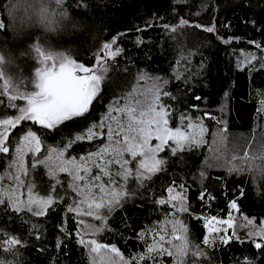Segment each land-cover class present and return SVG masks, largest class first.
<instances>
[{
  "label": "snow or ice",
  "instance_id": "1",
  "mask_svg": "<svg viewBox=\"0 0 264 264\" xmlns=\"http://www.w3.org/2000/svg\"><path fill=\"white\" fill-rule=\"evenodd\" d=\"M40 2L43 4L44 0ZM189 2L190 0H183L184 4ZM63 4L64 0H57L58 6ZM4 10H7V20L0 18V32L14 30L16 25V7H9L7 3ZM244 23L245 26L248 25L247 20ZM179 25L189 26L190 21L181 18ZM251 25L264 35V24L252 20ZM154 26L148 25L137 31H146L148 27ZM190 26L216 35L225 46L241 42L238 37L223 36L219 30L220 27L231 29V22H219L216 18L211 25L195 23ZM162 27L165 31L177 32L176 26L164 23ZM126 35L127 33L118 34L110 42L104 43L95 55V63L92 66L78 63L72 56L63 53L59 54L58 64L48 66L47 61H55L57 56L52 52L46 54L39 43L33 44L34 51L41 58L40 63L45 67L35 69V90H16L15 94H9L10 81L5 79L3 71L7 61L5 57L0 56V80H4V89L0 93V108L17 111L15 116L6 115L0 118V154H5L6 159L11 157L5 172L0 173V212L11 210L21 219L25 213L31 217L47 218L51 213L61 212V222L58 226L60 233L65 237L72 236L67 225L70 220L74 221L76 243L89 250L92 264H97V260L99 264H147L148 261H151V264H164L162 258L165 256L173 258V264H185L184 257L188 254L190 246L188 226L180 218L185 213L202 222L206 230L203 240L205 246L214 247L217 241L228 247L234 242L241 245L247 242L257 250L260 259H264V219L257 224L255 218L242 213L240 201L246 198L247 189L243 184H233L229 187L225 178H219L217 183L221 186L220 196L227 201L226 210H221L222 213L226 211V216L196 213L190 203L191 185L185 181L177 184L173 180L165 189L167 196L153 201L170 209L163 224L135 233V239L145 244V251L130 259L123 256L116 244L109 245L100 243L95 238H86L89 231L100 233L111 230L109 221L113 213L132 201L138 189L146 186V181H151L157 173L165 171L168 160L161 157L160 153L168 151L171 157H179L183 153L201 148L205 144V133L209 131L205 118L215 122L218 127L226 123L223 117L218 118L211 110L203 107L205 97L193 94L197 103L190 105V108L201 111L202 115L193 118L191 115L181 114L180 126L170 127L169 122L174 113L165 98L175 97L165 90L169 81L161 82L160 77H149L143 72L137 76V81L152 82V87L146 93L133 87L127 96L113 99L99 120L93 119L96 104L104 100L106 89H102V85L110 70L109 61L114 63L123 53L124 49L118 45V41ZM136 43L141 44L142 38ZM247 43L253 45L261 54L259 62L264 68V39H251L247 40ZM246 57L252 60L256 58V54L247 52ZM237 67H240L239 63ZM252 70L254 65L249 67V71ZM175 79H184L187 83V78L179 72L175 74ZM227 95L226 91L225 97ZM18 99H23L26 103L20 106L15 103ZM260 106L261 110H264V100L260 101ZM29 121L31 125H26L25 122ZM35 125H39L40 130H33ZM18 126L20 136L12 139L13 130ZM61 126H74L82 128L83 131L77 132L66 143L47 145L42 133L62 131ZM223 130L221 127V131ZM84 141L93 144L95 150L86 155L71 156L69 150L74 151L75 146ZM221 143L222 139L215 141L216 147L213 148L216 162L222 164L228 174H249L248 182L252 183L254 188L259 187V195H264V154L252 156L249 150L242 156L234 155L230 159H224ZM29 155L32 161L31 169L26 168L24 163V158ZM133 164L134 167L131 166ZM41 165L48 170L47 174L53 181L47 195L36 193L35 182L25 179L31 170ZM60 173H66L69 178L67 189L64 188ZM199 177L201 188L197 200L201 205L210 206L219 197L214 191L203 186L204 171H200ZM133 179L136 188L129 186ZM25 195L26 198H22ZM69 200L71 202L66 203ZM83 217H90L99 224L87 223ZM122 222L126 228H132L126 217ZM40 227L38 223H33L30 229L37 240L42 239ZM149 233L152 235V243H148L146 239ZM24 246L23 240L0 230V252L11 255L15 264H20L16 257ZM193 247V256L204 255L198 246ZM55 248L63 253L65 243L62 238H57ZM39 251L44 253L47 248L42 247ZM0 264H13V261L5 257L0 259ZM244 264H259V261L246 258Z\"/></svg>",
  "mask_w": 264,
  "mask_h": 264
},
{
  "label": "trees",
  "instance_id": "2",
  "mask_svg": "<svg viewBox=\"0 0 264 264\" xmlns=\"http://www.w3.org/2000/svg\"><path fill=\"white\" fill-rule=\"evenodd\" d=\"M7 3L8 0H0V18L5 20L7 15L4 5ZM58 7L76 18L73 24L74 34L52 37L48 33L35 31L29 32L23 39L14 40L10 31L0 32V49L7 48L12 53L11 62L3 66V71L10 80L9 85H14L18 90H28L33 86V69L39 62V55L34 51L33 44L39 43L46 54L52 52L59 56L63 53L72 56L79 63L91 66L104 43L110 42L118 34L127 33L118 41V45L124 49L123 53L114 63L109 61L110 70L102 85V89H106L104 100L96 104L93 119L99 120L113 99L125 97L132 92L133 87H141L146 81H150H137V76L143 72L149 77H160L161 82L169 81L165 90L175 97L165 98L174 113L170 124H174L181 114L191 115L193 118L202 115L201 111L190 108V105L197 103L193 94L205 97L203 107L211 110L218 118L223 117L226 122L221 126L224 129L221 131V127L215 122L205 118L209 131L205 133V144L199 149L183 153L179 157H171L168 151L160 153L161 157L168 160L165 171L157 173L151 181H146V186L138 189L132 201L113 213L109 221L111 230L100 233L89 231L86 238H95L104 244H116L128 259L143 253L145 244L135 239V233L163 224L170 209L153 201L167 196L165 189L173 180L177 184L185 181L191 185L189 196L192 209L196 213L203 212L208 215H223L226 212H221L222 209L226 210L227 201L220 196L221 186L217 183L219 178L227 179L229 187L233 184H243L247 189V196L240 201L242 213L255 218L259 224V221L264 219V195H259V187L254 188L253 184L248 182L249 174H228L222 164H218L214 159L213 148L216 147L215 141L222 139L220 148L223 150L224 159L234 156L229 154L230 144L234 141L237 143L235 155L242 156L245 151L250 150L251 143L258 144L264 154V110H261L260 106L263 98L261 96L264 95V68L260 65V57L237 67L240 50L254 51L256 55H261L247 40L264 39V35L251 25L252 20L264 24V0H190L188 4H184L183 0H180L179 4L178 0H64V4ZM181 18L190 21V25H211L216 18L219 22H231V29L220 27L219 30L223 36L238 37L241 42L225 46L214 34L190 25L180 26ZM245 20L248 21L247 26ZM164 23L176 26L177 32L165 31L162 27ZM153 24L155 26L148 27L146 31H137ZM141 38L142 43L138 45L136 41ZM252 65L254 70L249 71ZM177 72L187 78V83L184 79H175ZM120 102L124 103L122 99ZM15 103L19 105L20 99ZM14 110L4 108L0 112V118L12 114ZM25 123L31 125L30 121ZM61 128L62 131L42 133L47 145L66 143L77 132L83 131L82 128L74 126ZM33 130H40V126H33ZM13 131L12 139L20 136L19 126ZM91 150H95V146L84 141L75 146L74 151H69L71 156L78 157ZM4 156L5 154H0V170L4 167ZM200 171L205 172L203 186L214 191L219 197L210 206L201 205L197 200L201 188ZM59 175L64 181V188L67 189V174ZM46 183L47 186L36 189V193L47 195L53 183L49 176ZM130 187L136 188V182ZM69 202L71 201H66ZM61 215L58 211L49 214L47 218H36L25 213L21 219L11 210L0 212V230L24 241L25 246L20 248L16 257L20 264H92L89 250L76 243L74 221L70 220L67 225L72 236L65 237L60 233L58 226ZM125 217L132 225L131 229L126 228L122 222ZM180 218L189 229L190 246L188 254L184 257L185 264H244L246 258L264 264V259H260L257 250L247 242L243 245L234 242L228 247L217 241L214 247L205 246L202 222L193 219L188 213L182 214ZM33 223L41 226V240L35 239V234L30 232ZM92 223L99 224L94 220ZM168 228L170 231V224ZM58 237L65 243L63 253L55 248ZM146 239L148 243H152L151 233ZM193 246L202 249L204 255L193 256ZM42 247L47 248V251L41 253L39 249ZM5 257L15 264L11 255L0 252V259ZM162 259L164 264H173L171 257L165 256ZM147 264H151V261Z\"/></svg>",
  "mask_w": 264,
  "mask_h": 264
},
{
  "label": "clouds",
  "instance_id": "3",
  "mask_svg": "<svg viewBox=\"0 0 264 264\" xmlns=\"http://www.w3.org/2000/svg\"><path fill=\"white\" fill-rule=\"evenodd\" d=\"M9 7H16V25L10 30L14 40L23 39L29 32H44L52 37L74 34L73 24L76 18L64 12L57 5V0H8ZM7 15V10H5ZM7 52V55H6ZM0 56L5 57L7 64L11 62L10 49H0Z\"/></svg>",
  "mask_w": 264,
  "mask_h": 264
},
{
  "label": "rangeland",
  "instance_id": "4",
  "mask_svg": "<svg viewBox=\"0 0 264 264\" xmlns=\"http://www.w3.org/2000/svg\"><path fill=\"white\" fill-rule=\"evenodd\" d=\"M247 52H253L254 51H249V50H240V53H239V58L237 60V64L239 63V65H242V64H245L247 62H250L251 60L247 59L246 57V53ZM261 55H256V58L257 57H260ZM40 57L38 58L39 62H38V65H36L33 69V81H32V85L28 90H18L17 88H15L14 85H9V94H15V91L18 90L19 92H26V91H32V90H35V80H36V76H35V69L37 67H45V65H42L40 63ZM53 63H56L58 64L59 63V56H57V59L55 61L53 60H49L47 61V65L48 66H51ZM79 63V62H78ZM92 66V65H91ZM5 79L10 81L8 76L5 75ZM136 87V86H135ZM140 87V86H138ZM136 87V88H138ZM152 87V82L150 81H146L140 88L142 92H147L150 88ZM3 89H4V80H0V93L3 92ZM261 97L262 100H264V95H262ZM5 99H7L6 97H4ZM26 103L25 100L23 99H20V106H23L24 104ZM4 110V108H0V112H2ZM17 114V111L14 110L12 114H10L11 116H15ZM3 118V117H1ZM178 121V122H177ZM177 121L174 123V124H170L169 123V126L172 127V128H175V127H178L180 126V118L177 119ZM263 123H264V119H263ZM155 142V141H154ZM237 147V143L234 141L233 143L230 144V152L229 154L230 155H235L236 154V148ZM251 147V148H250ZM250 153L252 156H259L262 154V151L261 149L259 148L258 144H253L252 143L250 144ZM249 151V149L247 150ZM11 157H8L7 159H5V161L3 162L4 163V167L3 169L0 170V173H3L5 172L6 168H7V164H8V160L10 159ZM24 163H25V167L28 168V169H31V157L30 155L29 156H26L24 158ZM132 167H134L135 165H131ZM48 170L43 167L42 165L41 166H38L36 167L34 170H31L28 174V176L25 177L26 180H31V181H34L35 182V185H36V189H41L43 188L44 186H47V183H46V178L47 176H49L47 174ZM48 182V181H47ZM135 183V180H131L129 182V186H132L133 184ZM35 189V190H36ZM22 198H26V195ZM223 216H226V212L223 214ZM83 219L87 222V223H92L93 219L90 218V217H83ZM231 231V230H230ZM205 233H206V230L204 229V236H205ZM211 235V234H210ZM204 236H203V240H204Z\"/></svg>",
  "mask_w": 264,
  "mask_h": 264
}]
</instances>
